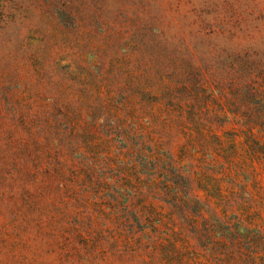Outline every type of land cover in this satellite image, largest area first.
<instances>
[{"label": "rangeland", "instance_id": "rangeland-1", "mask_svg": "<svg viewBox=\"0 0 264 264\" xmlns=\"http://www.w3.org/2000/svg\"><path fill=\"white\" fill-rule=\"evenodd\" d=\"M0 264H264V0H0Z\"/></svg>", "mask_w": 264, "mask_h": 264}]
</instances>
